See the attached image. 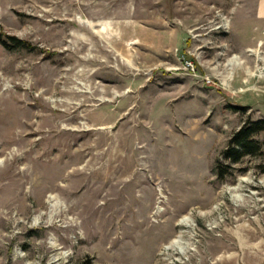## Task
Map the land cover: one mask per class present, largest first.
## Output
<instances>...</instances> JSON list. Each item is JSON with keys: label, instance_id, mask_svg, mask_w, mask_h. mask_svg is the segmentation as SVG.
I'll return each instance as SVG.
<instances>
[{"label": "rangeland", "instance_id": "1", "mask_svg": "<svg viewBox=\"0 0 264 264\" xmlns=\"http://www.w3.org/2000/svg\"><path fill=\"white\" fill-rule=\"evenodd\" d=\"M0 264H259L264 0H0Z\"/></svg>", "mask_w": 264, "mask_h": 264}, {"label": "trees", "instance_id": "2", "mask_svg": "<svg viewBox=\"0 0 264 264\" xmlns=\"http://www.w3.org/2000/svg\"><path fill=\"white\" fill-rule=\"evenodd\" d=\"M8 38L13 40L12 43H9L7 40L0 37V43L8 49L26 46V44H28L25 41L12 36ZM259 131H264V119L243 124L230 137L228 146L224 151L226 158L230 161L236 162L244 155L254 154L258 149V143L252 138V135Z\"/></svg>", "mask_w": 264, "mask_h": 264}, {"label": "crops", "instance_id": "3", "mask_svg": "<svg viewBox=\"0 0 264 264\" xmlns=\"http://www.w3.org/2000/svg\"><path fill=\"white\" fill-rule=\"evenodd\" d=\"M259 264H264V261L263 262H260Z\"/></svg>", "mask_w": 264, "mask_h": 264}]
</instances>
